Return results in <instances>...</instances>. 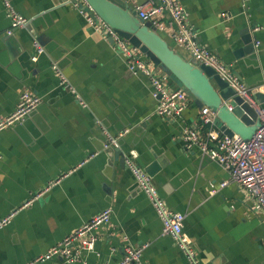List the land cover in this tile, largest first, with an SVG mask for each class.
<instances>
[{"label":"crops","instance_id":"0c3cea01","mask_svg":"<svg viewBox=\"0 0 264 264\" xmlns=\"http://www.w3.org/2000/svg\"><path fill=\"white\" fill-rule=\"evenodd\" d=\"M5 1L0 0V118L14 113L26 90L42 103L23 122L0 131V221L11 217L0 229V264H64L58 257L36 260L108 208L112 219L101 228L95 250L74 264H120L128 247L144 245L141 263L132 264H189L175 240L163 234L129 158L152 178L168 206L186 216L184 232L200 264H264V212L253 209L221 164L183 140L186 129L206 138L210 128L202 108L190 101L182 116L157 115L150 79L130 73L111 39L92 30L66 0H8L28 20L11 35ZM123 1L137 8L152 0ZM178 1L198 42L264 107V0ZM162 21L161 34L189 57L174 40L169 13ZM37 44L44 51L33 61ZM170 83L183 89L171 77ZM120 134L118 145L109 142ZM224 181L228 186L212 194Z\"/></svg>","mask_w":264,"mask_h":264},{"label":"built area","instance_id":"2783aa9c","mask_svg":"<svg viewBox=\"0 0 264 264\" xmlns=\"http://www.w3.org/2000/svg\"><path fill=\"white\" fill-rule=\"evenodd\" d=\"M66 1L85 17L92 30L113 40L115 48L125 55L130 73L133 75L143 74L150 79L153 96L158 101L157 115L162 118L173 119L182 116L187 111L191 100L184 89L171 88L170 77L167 74L156 72L153 62L144 58L138 48L131 45L112 29L94 12L86 0ZM5 5L8 15L12 19L11 28L7 32L8 35H11L14 29L26 26L28 20L19 14L8 0L5 1ZM135 9L143 21L152 22L159 32L165 28L162 21L164 14L169 13L173 24L176 26L174 40L177 45L184 48L191 59L217 69L225 79L230 81L238 94L254 108L258 116L259 127L250 140H244L237 135L228 137L216 131L214 128L216 113L209 107L202 108L203 122L210 128L206 138L195 129L184 130L182 137L187 147H198L213 161L221 164L230 173L232 182L242 187L250 196L253 201V209L264 212V108L256 102L249 89L238 79L232 78L216 56L198 42L195 29L188 23L185 10L178 0H152ZM256 46H260V43L257 42ZM37 48V55L32 58L33 61H36L44 51L39 45ZM62 78L65 79L64 76ZM41 103L42 98L40 96L31 91H24L14 113L6 118H0V131L23 122ZM122 135L120 134L118 137L109 136V142L118 145V140ZM127 164L139 186L153 203L163 223V234L171 236L175 240L189 264H200L192 241L184 232L186 216L168 206L153 184L152 178L135 160L129 158ZM226 186H228V181L222 182L219 187L213 186L212 194ZM111 219L112 209L103 210L68 235L63 241L50 248L36 262H46L58 257L63 260L64 264L76 263L84 252L95 250L101 228L109 224ZM10 221V216L1 220L0 229ZM146 247V245L139 248L128 247L126 256L120 264L141 263Z\"/></svg>","mask_w":264,"mask_h":264},{"label":"water","instance_id":"95a60500","mask_svg":"<svg viewBox=\"0 0 264 264\" xmlns=\"http://www.w3.org/2000/svg\"><path fill=\"white\" fill-rule=\"evenodd\" d=\"M86 1L122 38L182 86L195 105L213 110L216 113L214 123L223 135H237L244 140L254 136L259 127L254 108L217 69L199 63L173 48L152 22L143 21L137 10L125 1ZM245 43L256 52L252 39L246 38ZM246 51L249 52L250 48ZM109 149L110 154L115 150L112 146Z\"/></svg>","mask_w":264,"mask_h":264},{"label":"trees","instance_id":"16d2710c","mask_svg":"<svg viewBox=\"0 0 264 264\" xmlns=\"http://www.w3.org/2000/svg\"><path fill=\"white\" fill-rule=\"evenodd\" d=\"M178 89V88H177ZM208 131V129L206 128V131L205 132H207Z\"/></svg>","mask_w":264,"mask_h":264}]
</instances>
